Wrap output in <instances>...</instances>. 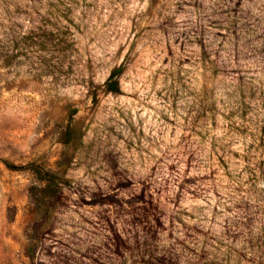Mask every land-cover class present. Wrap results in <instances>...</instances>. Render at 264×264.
Masks as SVG:
<instances>
[{
    "label": "rangeland",
    "instance_id": "374dc122",
    "mask_svg": "<svg viewBox=\"0 0 264 264\" xmlns=\"http://www.w3.org/2000/svg\"><path fill=\"white\" fill-rule=\"evenodd\" d=\"M0 264H264V0H0Z\"/></svg>",
    "mask_w": 264,
    "mask_h": 264
},
{
    "label": "trees",
    "instance_id": "16d2710c",
    "mask_svg": "<svg viewBox=\"0 0 264 264\" xmlns=\"http://www.w3.org/2000/svg\"><path fill=\"white\" fill-rule=\"evenodd\" d=\"M115 72L112 74L110 81L113 80ZM110 84V92L111 93H117L118 92V82H115L114 84ZM64 145L68 146L70 145L74 140L78 141V134L77 132L71 128L68 127L65 135H64ZM4 165L10 169V170H16L18 167L11 165L10 163H4ZM28 168H32V172L35 175L37 181L39 182V192H33L32 196H34L36 202L44 201L47 197H56L58 194H60V191L63 186L67 184L66 179L63 176H60L58 173L51 172L49 170H46L38 165H29ZM37 188L34 189V191ZM40 204V203H39Z\"/></svg>",
    "mask_w": 264,
    "mask_h": 264
}]
</instances>
